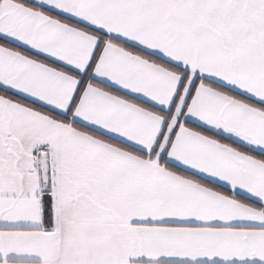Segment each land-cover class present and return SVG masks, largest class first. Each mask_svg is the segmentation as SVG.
I'll return each instance as SVG.
<instances>
[{"label":"snow or ice","instance_id":"6c2138e0","mask_svg":"<svg viewBox=\"0 0 264 264\" xmlns=\"http://www.w3.org/2000/svg\"><path fill=\"white\" fill-rule=\"evenodd\" d=\"M0 264H264V0H0Z\"/></svg>","mask_w":264,"mask_h":264}]
</instances>
